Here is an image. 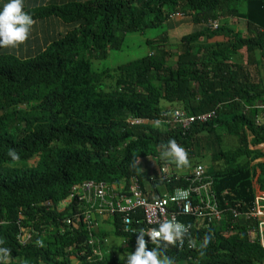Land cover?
Wrapping results in <instances>:
<instances>
[{
  "label": "trees",
  "instance_id": "trees-1",
  "mask_svg": "<svg viewBox=\"0 0 264 264\" xmlns=\"http://www.w3.org/2000/svg\"><path fill=\"white\" fill-rule=\"evenodd\" d=\"M25 9L40 31L48 20L65 30L27 57L20 56L21 49L38 44L33 31L18 48H0V246L11 249L0 264H74L72 257L84 248L85 229L78 224L62 231L69 210L42 206L64 199L74 184L129 185L136 177L139 190L150 196L164 184L169 193L186 188V175L148 181L138 170V161L149 156L157 163L171 160L161 155L170 139L188 151L190 160L210 158L208 173L223 209L249 213L254 179L264 191V162L259 161L264 153L257 148L264 145V0H25ZM175 13L199 26L180 38L176 51L165 48V35L149 42L147 55L113 73L94 70L92 62L122 50L127 34L157 28ZM217 19L220 24L212 29L209 23ZM233 21H244L246 31ZM161 101L188 115L214 111V116L187 131L157 125L172 109L162 108ZM227 137L234 144H224ZM13 148L19 161L8 155ZM190 162L182 169L200 163ZM130 190L126 187L125 194ZM124 215L108 218L113 234L123 238L120 256L106 231L98 235L101 243L107 240L103 264H125L126 255L134 253L135 236L120 230ZM181 221L191 225L189 237L196 236V244L181 252L174 245L164 249L176 264H264V249L249 237L252 222L244 217L227 214L220 224L207 218L198 231L191 219ZM18 226L30 229L24 245ZM206 235L212 239L202 249Z\"/></svg>",
  "mask_w": 264,
  "mask_h": 264
},
{
  "label": "built area",
  "instance_id": "built-area-1",
  "mask_svg": "<svg viewBox=\"0 0 264 264\" xmlns=\"http://www.w3.org/2000/svg\"><path fill=\"white\" fill-rule=\"evenodd\" d=\"M217 27V23L213 24V28ZM214 116V111L199 115H187L182 110H174L163 117L165 123L178 127L182 131H187L195 123H205ZM168 166H161L159 173L155 176H149L148 180L168 179L170 177ZM187 182L186 190L190 195L186 199L173 200L176 194L174 190L171 195H152L149 192H141L139 190V180L135 177L132 179L130 194H125L126 186L124 184H110L104 182L86 181L81 185L72 187V202L76 203L73 218L80 220L87 230V239L84 241V248L78 251L73 257L77 263L83 259L86 264H103L105 252L102 246L106 240H102L96 236V229L99 222L107 217L113 216L115 213L125 214L122 218L120 230L129 235L136 237L139 235V229L145 230L153 227H159L160 222L180 217H192L197 223L205 218H214L222 220L226 210L218 206L216 195L213 191V178L210 174L203 171L201 167H197L189 176L185 177ZM78 197V200H77ZM70 203L67 199L58 208L63 210ZM79 205V206H78ZM231 214V213H230ZM233 216L237 214L233 212ZM126 217H130L131 224H128ZM246 219H253L254 223L250 225L247 231L250 238L254 237L264 249V206H256L252 212L245 215ZM67 224L71 225L72 221L67 220ZM135 230V231H134ZM146 236L148 246H152L150 238ZM196 244L195 238H184L182 242H177L174 247L178 251H186L194 248ZM134 248L136 240L131 243ZM79 250V249H78Z\"/></svg>",
  "mask_w": 264,
  "mask_h": 264
},
{
  "label": "clouds",
  "instance_id": "clouds-1",
  "mask_svg": "<svg viewBox=\"0 0 264 264\" xmlns=\"http://www.w3.org/2000/svg\"><path fill=\"white\" fill-rule=\"evenodd\" d=\"M46 1L48 2L51 0H46ZM25 10H26L25 9V0H0V48L15 49V48H18L19 46L23 45L29 39L31 32L33 31V26L36 23H38V21L33 18L32 14H30L29 12H27ZM183 17L184 16H182L180 13H175V14L170 16L168 24L174 20H179V19L181 20ZM49 21H51V20L43 22V24L45 25V23H47ZM215 22L217 23V26H218L220 24V19L210 21L209 25L212 29L217 28V27L213 28V24ZM241 22L244 23V21H241ZM232 23H234V21ZM237 23H239V21H237ZM243 26H245V23ZM39 28H41V27L38 26L37 31ZM194 30H196V27L194 28ZM47 31H49V30H47ZM174 110H182V109L175 107V108H172V109L164 112L162 114V118L160 120H157L156 124L160 125V124H162V122L165 123L166 119H164L163 115L168 114L169 112H172ZM182 111H184V110H182ZM130 122H132L136 125L146 123L145 120H140V119H130ZM168 125L173 127L170 124H168ZM173 128L179 129L178 127H173ZM179 130H181V129H179ZM163 147L165 148V150L161 153L162 157L165 159H171L172 161H174L176 166L178 167V170L175 171V167L173 166V163L170 162L171 160H164L163 162L157 163V159H156V166H155V168H153L151 170L150 173L142 170V172H145L148 175V177L157 175L159 173V169L161 166H168L170 173H174V175H177V176L186 175V177H187L197 167H201L203 169V171L208 173V170L204 169L203 165L200 163H198V165L193 166L190 169H182L186 166H190L191 162L189 159L188 151L182 145H180L176 141V139H170L168 141L167 145L163 146ZM8 155L11 157V159L13 161H19L21 158L20 154L14 148L9 150ZM34 159L37 161V159H38L37 156L35 158H33L32 160H34ZM36 161H35V163H36ZM86 181H92V180H86ZM86 181H83V182H86ZM99 182H103V181H99ZM254 182L256 183V179H254L253 183ZM82 183L72 185L69 189L67 196L64 199L57 202L56 204H53L50 200H48V201L42 202V206L45 208V210L54 208L59 213H63L65 210L68 209L69 212L71 213V218L69 217V218L63 219L61 221L60 229L62 231H65L67 229H68V231H72V230H74V227L78 228L79 225H81L82 228L85 229V235H86V239H87L86 227L84 226V224L80 220L73 218V213H74L75 208H76V203L74 201L72 202L73 197H71L72 196V187L77 186V185H81ZM104 183H106V182H104ZM131 183L128 185V187H130L132 185ZM160 187H163L165 189L164 186H160ZM160 187L158 188V190L156 192V194H158V195H161V196L165 195L166 196V195H171L174 192V191H172L171 193H168L165 189V192L161 193ZM189 195H190L189 191L186 190L185 188H178L176 190V194L172 197V199L173 200L186 199ZM254 197H255V195H254ZM67 199H70L69 205L66 206L63 210H60L58 207L61 204H63ZM77 200H78V197H77ZM217 203H218V206L222 209L219 202H217ZM257 205L258 206H264V199L254 201V205L250 209L249 213L252 212V210H254ZM223 210H226L227 212L225 213V216L222 218V220H215L214 218H210V219L208 218L209 221L213 222V223L220 224L221 222H223L225 220L226 215L231 213L230 215H232L233 218L244 217L246 221H250V222H252V224L254 223L253 219H246L245 215L249 214V213L243 214V213L238 212L235 209L228 210L227 208L223 209ZM233 212H235L237 214L236 217L233 216ZM108 218L109 217H107L102 222H99L98 227L96 229V236L98 238H100L98 235L101 234V232L105 231L104 227L106 225H108V222H109ZM125 219H126L128 224L132 223V220L130 217H126ZM182 219H185V220L188 219L189 221L191 219L194 223L195 230L198 231V230H200V228H204V221L207 218L203 219L199 223H197L192 217L191 218L190 217H180L179 220L172 218V219H168V220H164V221L160 222L159 227H153V228L148 229V230H145L143 228L139 229V231H138L139 235L137 236V239L135 237L133 240V241L136 240L137 246H134V248L131 246V248L133 250H135V252L133 251L134 253H128L126 255L127 258H126L125 264H176L175 258L168 256L166 254V252L164 251V249H167L168 246H170V245H176L177 242H182L186 236L190 235L189 230L191 228V225L185 224L184 222L181 221ZM67 220H71L72 224L68 225ZM75 222H77V224ZM62 225H64L65 227L62 228ZM20 227H23V226H18V228H20ZM249 227H250V225L248 226L247 230H249ZM20 231H21V233H20V236L18 235V240L20 241V243L22 245H24L25 242L30 237V234L27 233L28 231H30V229L27 227H23V229L20 228ZM146 231L148 233L147 236L150 238L152 246L157 245V247H152L151 249H148V241H146V239H145ZM31 232H32V230H31ZM211 239H212L211 235H206L204 240H203V243L200 245V247L202 249L207 248V245L211 242ZM102 240H106V239H102ZM133 241H132V243H133ZM38 243L42 244V242H38ZM3 244H4V240L0 239V245H3ZM106 245H107V240H106V243L104 245L106 247V253L105 254H107V246ZM201 255H203V252H201ZM10 256H11V249H9L7 247L0 246V260L7 259ZM72 260L74 261V264L77 263V261L73 257H72Z\"/></svg>",
  "mask_w": 264,
  "mask_h": 264
},
{
  "label": "rangeland",
  "instance_id": "rangeland-1",
  "mask_svg": "<svg viewBox=\"0 0 264 264\" xmlns=\"http://www.w3.org/2000/svg\"><path fill=\"white\" fill-rule=\"evenodd\" d=\"M189 21L190 20L188 19L185 20V17H183L181 20L179 19V20L171 21L170 27H169L168 22H164L161 26L157 28L145 29L143 30L144 32H141V33L134 32V33L127 34L125 36L122 50L110 52L106 60L92 62L94 70L102 71V70L108 69L111 73H113L112 72L113 69L123 64H126L130 61L139 59L147 55V53L152 51L151 45L149 42L154 41L155 39H160L164 37L165 35H167L166 38L168 39V41L165 42V48L166 49L170 48L171 50L176 51L178 49L177 45L179 44L180 38L183 35L190 33L195 28L194 26H191L192 23H189ZM173 24H174V29L172 31ZM46 27H47V30L49 31H46V30H42L40 32L37 31V33L33 36L34 39L36 37L38 44L35 47L28 49V51H25V48L24 49L22 48L23 50L21 49L22 54L20 56L27 57V56H30L31 54L40 52L42 50L40 48L46 42L47 38L55 37L57 34H61L65 30L63 26L55 25L52 23V21L47 22ZM52 29L54 31V34L51 31ZM91 55L92 53L89 55L90 58H91ZM84 57L87 58L86 54H84ZM262 71L263 70H261V72ZM160 106L162 108H169V107L175 108L176 107V105L168 104L165 101H161ZM224 141H225L224 144H227V145L234 144V142L228 137L224 138ZM35 161H36L35 159L31 160L30 165H35ZM190 161H192V163L200 162L205 167V169H207L208 171L213 170V165L211 164L210 158L209 157L207 158V156L203 159L198 158V159H193ZM170 162L173 163V166L175 167V171H177L178 167L176 166L175 162L172 160ZM155 166H156V157H153V156H149V157H146L138 161V170H144L148 173H150L151 170L155 168ZM254 184L256 185L255 182ZM160 192L164 193L165 189L163 187H160ZM104 229L109 236L111 249L114 252H117L118 247L121 246L123 238L114 235L111 230L110 225H106ZM119 254L120 253L117 252V255Z\"/></svg>",
  "mask_w": 264,
  "mask_h": 264
},
{
  "label": "crops",
  "instance_id": "crops-1",
  "mask_svg": "<svg viewBox=\"0 0 264 264\" xmlns=\"http://www.w3.org/2000/svg\"><path fill=\"white\" fill-rule=\"evenodd\" d=\"M34 1V0H33ZM190 20L189 21V23H192V25L191 26H194V27H196V28H199V26L198 25H196L195 23H193L192 22V19H190L189 17H185V20ZM52 23L53 24H55V25H58V23L55 21H52ZM244 25V23L243 22H241V21H239V23H237V21H234V23H233V26H235V28L237 29V30H241V31H246V28H245V26H243ZM171 26V24L169 23V27ZM37 23L33 26V32H35V33H37ZM45 30L47 31V27H46V23H45ZM173 29H174V24H173V26H172V31H173ZM38 31L40 32V30L38 29ZM52 31V33L54 34V31H53V29L51 30ZM260 147V148H259ZM259 147H257L258 149H260L263 153H264V145H261V146H259ZM260 162H264V158L263 159H260L259 160ZM259 161H257V162H259ZM259 174V171L257 172V175ZM253 190H254V193H255V201L256 200H260V199H264V192L263 191H260V188H259V186L256 184H254L253 183Z\"/></svg>",
  "mask_w": 264,
  "mask_h": 264
},
{
  "label": "bare ground",
  "instance_id": "bare-ground-1",
  "mask_svg": "<svg viewBox=\"0 0 264 264\" xmlns=\"http://www.w3.org/2000/svg\"><path fill=\"white\" fill-rule=\"evenodd\" d=\"M172 174V173H171ZM210 174V173H209ZM173 176V175H172ZM184 176V175H183ZM182 176V177H183ZM181 177V176H180ZM147 179V178H146ZM132 181V180H131ZM141 181V180H140ZM149 181V180H148ZM144 182V181H143ZM140 183H142V181L140 182ZM109 185V184H108ZM160 185V184H159ZM126 187H128V185H127V183H126V185H125ZM150 186V185H149ZM152 186H156V185H152ZM164 186H165V184H164ZM186 186V185H185ZM148 187V186H147ZM156 188V187H155ZM155 188H154V190H155ZM182 188V187H181ZM185 188V187H184ZM152 189V188H151ZM157 189V188H156ZM126 190V189H125ZM167 190V189H166ZM155 192H157V191H155ZM151 193V192H150ZM168 193H169V191H168ZM215 194V193H214ZM190 232V231H189ZM125 235V234H124ZM193 234H191V237H193L192 236ZM195 236V235H194ZM196 237V236H195ZM194 237V238H195ZM131 238V237H130ZM187 238L189 239L190 237L189 236H187ZM128 239V238H127ZM132 240H134V238L132 239ZM129 242V241H128ZM123 247V246H122ZM149 247V246H148ZM122 249V248H121ZM134 251V250H133ZM135 252V251H134ZM184 253V252H183ZM120 256V255H119Z\"/></svg>",
  "mask_w": 264,
  "mask_h": 264
},
{
  "label": "water",
  "instance_id": "water-1",
  "mask_svg": "<svg viewBox=\"0 0 264 264\" xmlns=\"http://www.w3.org/2000/svg\"><path fill=\"white\" fill-rule=\"evenodd\" d=\"M260 148V147H259Z\"/></svg>",
  "mask_w": 264,
  "mask_h": 264
}]
</instances>
